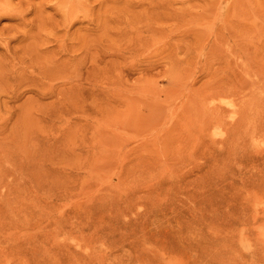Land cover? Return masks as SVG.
Here are the masks:
<instances>
[{"label":"rangeland","instance_id":"obj_1","mask_svg":"<svg viewBox=\"0 0 264 264\" xmlns=\"http://www.w3.org/2000/svg\"><path fill=\"white\" fill-rule=\"evenodd\" d=\"M0 264H264V0H0Z\"/></svg>","mask_w":264,"mask_h":264}]
</instances>
